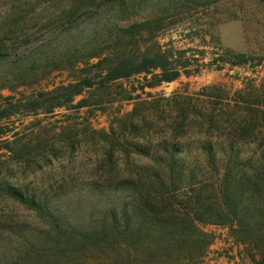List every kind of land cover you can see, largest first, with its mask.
<instances>
[{"label":"trees","instance_id":"trees-1","mask_svg":"<svg viewBox=\"0 0 264 264\" xmlns=\"http://www.w3.org/2000/svg\"><path fill=\"white\" fill-rule=\"evenodd\" d=\"M116 1L120 14L131 2ZM210 5L209 0H166L164 10H204ZM165 13L131 22L128 15H119L126 24L114 26L113 34L104 37L106 47L86 53L68 67L73 74L70 81L27 97L5 98L0 103V123L18 114L49 115L69 106L102 108L128 102L130 92L123 83L131 80L140 90L152 89L181 75L264 63V51L238 53L221 48L216 30L220 19L208 18L204 29L186 33L189 40L208 46V52L178 49L170 40L161 43L162 32L183 21L175 18L178 13ZM254 93L247 90L240 104L231 107L232 113L219 110L226 123L222 128L209 114L208 121H194L195 113L205 116L175 95L163 100L169 120L162 128L147 119L149 115L136 114L135 108L117 118L110 134L115 143L106 148L100 164L111 175L101 179L96 190L99 216H88L84 224L67 223L45 199L6 191L32 209L42 225L36 244L24 241L25 254L9 264H206L214 239L204 230L208 225L227 229L240 260L264 264V143L256 147L257 159H238L235 147L258 137L264 142L260 109L264 103ZM154 105L160 106L158 101ZM190 133L205 138L195 148L204 157L200 161L181 157L182 141ZM214 133H225L229 140L225 147L220 143L216 148L208 139ZM113 152L125 155L124 160H113ZM217 153L226 154V159H216ZM127 154L133 158L127 159Z\"/></svg>","mask_w":264,"mask_h":264},{"label":"rangeland","instance_id":"rangeland-1","mask_svg":"<svg viewBox=\"0 0 264 264\" xmlns=\"http://www.w3.org/2000/svg\"><path fill=\"white\" fill-rule=\"evenodd\" d=\"M116 2L0 0V103L5 98H23L66 84L73 75L68 67L86 53L106 47L108 42H103L104 37L113 34L114 26L126 24L119 15H128L131 22L157 17L162 10L167 12L164 15L178 13L175 18L183 21L162 32L160 42L170 40L175 48L204 49L206 52L210 51L208 46L203 48L197 40H189L186 33L199 27L204 29L208 18L220 19L216 30L221 48L238 53L264 51V0H209L212 5L207 9L185 12L165 11L166 0H131L133 5L128 3L122 14ZM131 13L134 16H130ZM207 58L208 55L204 62ZM226 69L181 75L152 89L140 90L136 81L131 80L123 83L130 92L128 102L102 108L69 106L49 115L18 114L1 122L0 264L21 259L26 252L24 241L35 245L42 228L34 211L10 198L6 191L45 199L73 225L84 224L90 215L92 219L98 218L100 207L96 190L101 179L111 175L110 170L101 169L100 164L106 148H112L115 143L110 141V134L117 118L135 108L136 114L149 115L147 119H153L156 127L162 128L169 120L168 110L162 108L163 100L175 95L205 116L195 113L194 121L209 116L222 128L226 123L219 110L232 113L231 107L234 103L240 104L247 90L255 92L264 103V63L253 68ZM80 98H75L72 105ZM156 101L160 106L154 105ZM260 109L264 111V105ZM204 139L195 133L187 134L182 141L184 153L181 157L191 162L202 160L203 155L195 148ZM208 139L216 148L220 143L225 147L229 141L225 133H214ZM262 143L260 137L247 144L235 143L239 151L237 158L257 159L260 155L256 147ZM226 157L221 153L215 156L216 159ZM124 158L125 155L113 152V160L123 161ZM126 158L131 160L133 156L127 154ZM204 230L214 238L206 264H248L239 259L238 249L232 244L226 228L208 225Z\"/></svg>","mask_w":264,"mask_h":264}]
</instances>
